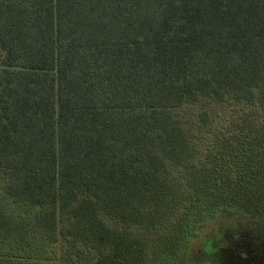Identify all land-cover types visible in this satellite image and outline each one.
Here are the masks:
<instances>
[{
  "label": "trees",
  "instance_id": "1",
  "mask_svg": "<svg viewBox=\"0 0 264 264\" xmlns=\"http://www.w3.org/2000/svg\"><path fill=\"white\" fill-rule=\"evenodd\" d=\"M0 242L264 264V0H0Z\"/></svg>",
  "mask_w": 264,
  "mask_h": 264
},
{
  "label": "rangeland",
  "instance_id": "2",
  "mask_svg": "<svg viewBox=\"0 0 264 264\" xmlns=\"http://www.w3.org/2000/svg\"><path fill=\"white\" fill-rule=\"evenodd\" d=\"M225 105L227 104H215V103H208L205 104L204 106H200L199 103L194 104L193 106H191V115L195 112L202 109H205L208 111V113H210L211 118L213 120V124L219 122V123H223L226 121H220L221 118L223 117V115H226V120L230 119L231 115L234 114L235 111L236 113H238L240 116H242L243 112L247 111L246 108L244 107H237L236 105H232L231 101L229 102V107L231 110L227 109L225 107ZM13 210H16L15 207H13ZM30 242V247H32V245H37L36 247V254H38V256H40V251L43 254L44 259H53L56 258V256L58 255V250H57V246L53 245L51 243H47L46 241L42 240V239H37V238H33L32 240H29ZM14 244V243H12ZM16 245V244H14ZM24 246V244H23ZM23 246L20 245L19 247V251H20V257L22 258H26L27 259V255L23 250ZM0 251L4 254L10 255L11 256V247L8 244V242H0ZM27 253H31L32 251H28Z\"/></svg>",
  "mask_w": 264,
  "mask_h": 264
}]
</instances>
